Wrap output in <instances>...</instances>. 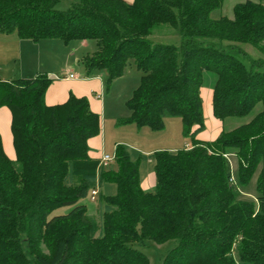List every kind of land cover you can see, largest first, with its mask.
<instances>
[{
  "label": "trees",
  "instance_id": "obj_1",
  "mask_svg": "<svg viewBox=\"0 0 264 264\" xmlns=\"http://www.w3.org/2000/svg\"><path fill=\"white\" fill-rule=\"evenodd\" d=\"M58 1L0 0V32L93 40L80 61L87 74L106 72V88L131 59L141 74L119 122L160 129L164 117H179L191 146L154 152V191H146L123 145L115 171L88 155L100 117L85 96L47 105L45 73L0 80L15 151L9 159L0 139V264H149L133 247L145 239L177 241L163 264H236L234 248L241 263L264 264V0L235 3L218 18L210 12L223 0H69L57 10ZM160 25L177 28L179 42L149 40ZM206 72L214 75L215 118L251 115L211 141L197 138ZM228 154L239 184L258 168L255 202L242 197ZM102 181L116 193L103 197L97 220L79 200Z\"/></svg>",
  "mask_w": 264,
  "mask_h": 264
},
{
  "label": "rangeland",
  "instance_id": "obj_2",
  "mask_svg": "<svg viewBox=\"0 0 264 264\" xmlns=\"http://www.w3.org/2000/svg\"><path fill=\"white\" fill-rule=\"evenodd\" d=\"M244 0H223L220 7L214 8L210 12L212 18H218L221 15L231 16L232 6L235 3ZM70 6L69 0H59L54 8L57 10H65ZM148 39L153 42L159 43H172L179 42V30L167 25H160L156 27L148 36ZM59 40V39H58ZM78 43L79 41H72ZM89 47L79 49L76 52V57H82L88 52L95 49L93 40H88ZM63 46V45H62ZM69 49V47H66ZM55 51V57L62 61L66 58V50ZM248 52H252L249 46L246 47ZM255 54V53H254ZM79 67L84 70L81 62L78 63ZM106 74L104 70H96ZM140 72L135 68L132 60L130 59L125 66L122 75L113 81L108 88L107 92L110 94V99L107 104V113L103 118L100 115V131L99 135L103 137V147L100 150L101 156L108 155L110 160L102 166L105 170H117V164L114 159V150L116 145H123L128 151L131 160L138 163V170L140 181L148 180L153 177V153L156 151L167 150V147L173 150L181 148H189L191 140L183 133L182 122L179 117L166 116L163 119V126L160 129H151L144 125L137 127L134 123L126 122L120 123L119 119L127 117L129 110L125 105V100L130 96L131 91L138 85ZM214 83V75L211 73H204L203 83L200 86V98L202 104V117L204 121V128L198 133V138L201 141L215 140L222 130H230L235 126L248 121L251 115L244 117H230L223 121L218 120L212 114V86ZM118 115V118L116 116ZM175 147V148H174ZM169 151V150H168ZM228 163L230 167L231 176L237 184L238 189L244 199L255 202L257 194L256 182L258 176V168L252 173L246 183H237V160L233 154H228ZM146 191H154V185L148 187ZM116 193V186L111 181H102L97 187V194L93 200L89 198L80 199V203L87 206V215L95 217L98 220L99 211L103 197L113 195ZM69 207L60 208L54 213H65ZM177 244L176 240H169L166 242L157 243L153 240L145 239L142 242H135L133 247L144 253L149 264H163V257L165 254ZM44 249V247H43ZM236 264L241 263L238 259L237 251L234 248L232 251Z\"/></svg>",
  "mask_w": 264,
  "mask_h": 264
},
{
  "label": "crops",
  "instance_id": "obj_3",
  "mask_svg": "<svg viewBox=\"0 0 264 264\" xmlns=\"http://www.w3.org/2000/svg\"><path fill=\"white\" fill-rule=\"evenodd\" d=\"M73 46H78L82 51L87 46L89 47L85 41L69 42L67 44L58 39L31 41L20 39L13 32H0V80L30 78L36 74L45 73L52 78L44 93V102L47 105L64 102L70 93L78 97L85 96L90 109L103 118L107 113V104L110 99L108 89L106 90L105 87L106 74L99 71L87 74L85 69L82 70L78 65L82 57H76L78 49L76 47L73 49ZM66 47H69V49ZM62 49H67L66 58L60 61L55 57V51H61ZM70 74H73V77H70ZM114 116L118 118V115ZM10 121L9 109L0 106L2 149L9 159L14 160L15 151L12 145ZM87 144L88 155L100 161L103 137L99 134L93 136L88 139ZM166 149L174 151L170 147ZM152 185H154V175L148 180L140 181V186L144 190Z\"/></svg>",
  "mask_w": 264,
  "mask_h": 264
},
{
  "label": "built area",
  "instance_id": "obj_4",
  "mask_svg": "<svg viewBox=\"0 0 264 264\" xmlns=\"http://www.w3.org/2000/svg\"><path fill=\"white\" fill-rule=\"evenodd\" d=\"M70 77H73V74L69 75ZM110 160V157L108 155H102L100 158V165L104 166L108 161ZM97 194V189H93L90 192V199L93 200Z\"/></svg>",
  "mask_w": 264,
  "mask_h": 264
}]
</instances>
